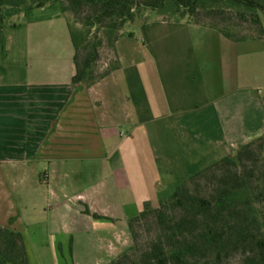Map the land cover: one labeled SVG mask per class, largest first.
Masks as SVG:
<instances>
[{
  "label": "crops",
  "instance_id": "obj_1",
  "mask_svg": "<svg viewBox=\"0 0 264 264\" xmlns=\"http://www.w3.org/2000/svg\"><path fill=\"white\" fill-rule=\"evenodd\" d=\"M23 14L20 52L0 54V225L30 264L111 263L146 203L264 134V43L162 20L150 41L125 30L118 66L79 86L60 2Z\"/></svg>",
  "mask_w": 264,
  "mask_h": 264
},
{
  "label": "trees",
  "instance_id": "obj_2",
  "mask_svg": "<svg viewBox=\"0 0 264 264\" xmlns=\"http://www.w3.org/2000/svg\"><path fill=\"white\" fill-rule=\"evenodd\" d=\"M55 1L69 17L75 47L73 83L79 86L99 82L118 66L115 58L100 72L101 49L107 40L115 55L125 25L145 10L163 20L186 19L215 29L234 42L264 39V0H0L1 20ZM215 184L212 195L198 193L202 186ZM239 193L245 197L236 199ZM150 217L158 220L161 233L148 248L139 251L135 243L109 264H184L200 250L218 259L237 254L238 264H264V134L181 182L158 207L146 203L129 222L135 241V223ZM131 253L137 256L135 263ZM8 262L30 264L23 234L0 225V264Z\"/></svg>",
  "mask_w": 264,
  "mask_h": 264
},
{
  "label": "rangeland",
  "instance_id": "obj_3",
  "mask_svg": "<svg viewBox=\"0 0 264 264\" xmlns=\"http://www.w3.org/2000/svg\"><path fill=\"white\" fill-rule=\"evenodd\" d=\"M52 10L53 9H50L49 12ZM24 13H27V11ZM2 14H4V10L0 11V25L4 24L3 28H0V54H1V59L3 60L5 59L6 61V59H8L9 57L14 58L11 55H14L15 53L20 52L19 45H16V47L9 49L10 35H17L18 32L20 31L18 29L19 28L18 25L22 24L23 22H26V20L30 18L33 15V13L29 12L28 18H26L25 14L23 15H21V13L15 14L11 17L6 18L4 23L1 20ZM162 20H163L162 17L157 12L153 10H145L142 13L141 17H139L133 22H128L124 27V31L126 30L127 32H132L140 40H145V39L149 40L152 28L156 27V25H158ZM166 21H175V20H166ZM96 31L97 30L93 28L92 34H94ZM99 35L103 36L104 32L100 31ZM250 41L252 40H246L243 42L252 43ZM256 41L257 42H254V43H264V40L258 39ZM113 57H114L113 49L111 48L109 42L106 40L105 45L101 49V59L99 62L100 72L105 71L108 68L110 61L114 59ZM234 155H235V152L231 154L230 156H234ZM191 187L196 193L197 188L196 189L194 188L195 185L193 184ZM216 187H217L216 184L213 186H209L208 188H205V186H202L201 188H199L198 193L203 194V195L204 194L212 195V193L216 190ZM244 197L245 196L240 193L236 195V199L238 200L243 199ZM180 216H181V211L177 210L175 212V217L179 218ZM135 228H136V241H135V234L130 228V232H131L130 248L136 243L139 251H145L148 248L150 241L154 237H156L159 233H161V228L158 225V220H156L153 217H150L141 222H136ZM130 248L127 250H130ZM131 255H132L131 261L135 263L137 260V256L135 255V253H131ZM240 261H241V256L237 254H233L230 257L224 256L223 258L218 259L216 258L214 253L210 251H206V250L204 251L200 250L196 253L195 256L190 258V260L188 262H185L184 264H238L240 263ZM149 263H153V262H149ZM128 264H133V263L128 262Z\"/></svg>",
  "mask_w": 264,
  "mask_h": 264
}]
</instances>
